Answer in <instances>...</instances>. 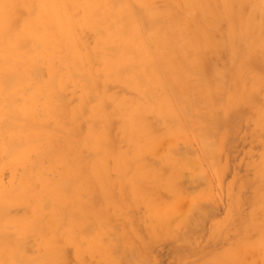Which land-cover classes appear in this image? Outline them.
Returning a JSON list of instances; mask_svg holds the SVG:
<instances>
[{
    "label": "rangeland",
    "instance_id": "374dc122",
    "mask_svg": "<svg viewBox=\"0 0 264 264\" xmlns=\"http://www.w3.org/2000/svg\"><path fill=\"white\" fill-rule=\"evenodd\" d=\"M87 1L66 3L63 37L60 8L0 0V264H264V30L235 23L231 38L212 16L221 0H146L145 18L172 13L191 34L192 47L162 50L195 69L182 70V102L168 93L166 113L136 60L118 65L107 42L124 17ZM257 2L229 3L240 17ZM35 74L52 107L42 99L29 116ZM10 142L25 163L7 160ZM66 170L61 210L51 198L36 210ZM40 211L36 226L22 223Z\"/></svg>",
    "mask_w": 264,
    "mask_h": 264
},
{
    "label": "bare ground",
    "instance_id": "6f19581e",
    "mask_svg": "<svg viewBox=\"0 0 264 264\" xmlns=\"http://www.w3.org/2000/svg\"><path fill=\"white\" fill-rule=\"evenodd\" d=\"M72 0H44V3L47 7V10H53L60 8L65 17L70 21L66 27V30L62 32V36L70 35L72 29V20L68 16L66 9V3ZM139 6L132 4L130 0H89L87 1L88 8L91 9H99V8H108L114 9L119 13L120 16H123L125 22L123 24V28L116 27L114 32L108 34L107 42L111 43L117 51H119V56L116 61L118 65H124L127 62H131L132 60H136L138 64V77L142 83L145 84L146 88L150 91L160 90L161 91V105L160 111H164L166 113H170V100L168 97V93L174 96L177 102H182L183 93L180 89V84L178 82V77L182 75V70L186 69L187 71L194 70V68H189L190 64L187 62L185 52L180 53V55L176 54L171 48V51H167L163 53V49L168 46L169 43H172L173 40L181 39L180 43L184 49L192 47L191 45H185L184 40H187L191 34L186 31V29L181 28V24L176 21L177 19L174 14L169 13L170 17L159 18L155 16H150L149 18H145L143 14V6L146 5V0H134ZM184 3L190 7H198L201 6L202 0H183ZM230 0H221L222 12L221 15H212L213 19L217 18L219 21L229 22V36L233 38V25L238 23L240 25H246L247 28H250L252 31H258L262 33L264 30V0H258L255 7L248 13L247 15H242L240 17H236L232 6L230 5ZM209 11H212V8L206 7ZM137 10V11H134ZM67 14V15H66ZM211 15V14H208ZM257 15H262V19L260 22H256L255 17ZM206 20H210V18H206ZM263 20V21H262ZM200 28V27H199ZM200 31H203L202 29ZM207 43H211L210 37L207 33H205ZM5 33L0 32V39H6ZM12 38L13 35H10ZM17 39V38H16ZM63 41H71V39L63 38ZM49 43V41H48ZM179 45V43L177 44ZM73 47V46H71ZM178 55V57H177ZM179 58V62L175 64V58ZM201 70V69H200ZM200 70L196 68V71L200 73ZM0 74H7L9 69L5 70L0 68ZM203 71V70H201ZM35 73V71L33 70ZM30 72H25L24 76L18 77L17 81L15 80L14 87L16 89H25L27 83L30 81ZM33 79L36 81L34 90L36 91V96L34 100L30 103H27V114L29 116L36 115V109L38 104L43 101L44 108H51L52 101L51 99L45 98L43 95L41 96L40 84L38 83V74H35ZM180 80V78H179ZM20 84V85H17ZM3 88L2 82H0V90ZM184 89V87H183ZM186 93V92H185ZM179 102V103H180ZM5 119V120H9ZM8 153L11 154L12 161L10 157L7 159L10 161L12 165H20L25 163L26 154H22L20 156L17 153V146L14 142H10L8 145ZM68 171L62 173L61 179L58 182H53L52 186L54 189L50 190L49 195H46L49 198H41V195H38L37 201L35 202V208H39L41 205L45 203L47 199L53 201L52 208L56 209V211L61 210V201L64 198L62 194L63 190L59 188V186H63V188L68 187L70 184V179L67 177ZM57 187V188H56ZM1 200L5 199L4 193H0ZM6 200V199H5ZM42 211L38 212L36 218L32 220L23 219L22 223L27 225V228L36 226L38 222L42 220ZM40 227L38 225L37 229ZM55 251L52 252L51 258H54Z\"/></svg>",
    "mask_w": 264,
    "mask_h": 264
}]
</instances>
